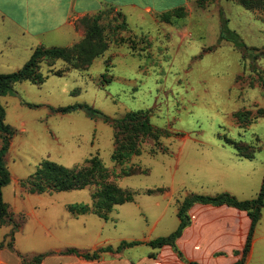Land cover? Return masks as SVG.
<instances>
[{
	"label": "rangeland",
	"instance_id": "374dc122",
	"mask_svg": "<svg viewBox=\"0 0 264 264\" xmlns=\"http://www.w3.org/2000/svg\"><path fill=\"white\" fill-rule=\"evenodd\" d=\"M184 7L186 15L170 21L160 13L110 6L77 17L69 28L74 42H48V47L70 48L91 39L89 53L100 43L107 49L89 63L84 56L72 64L44 59L39 66L44 84L17 83L1 98L6 124L15 134L4 158L12 181L3 190L13 222L0 225V244H5L0 258L11 263L70 248L92 253L123 241L165 237L178 228V209L191 195L227 192L239 200L258 198L264 181V118L252 119L264 110V56L252 48L264 52V0L254 10L241 0H208L204 5L190 0ZM224 20L251 50L220 39ZM95 25L98 32L92 37ZM79 105L114 121L129 112L148 111L152 125L170 136L160 139L161 146L145 140L140 156L117 164L112 160L114 125L84 110L52 111ZM233 142L261 150L254 159H245ZM94 158L110 171V183L135 193L134 202L116 206L107 221L94 212L74 216L68 209L87 205L93 210L96 186L39 195L21 184L45 160L74 168ZM128 169L140 174L126 177ZM15 225L19 231L12 249L8 244ZM255 239L250 264H264V210ZM125 252L136 264L144 258L140 263L175 264L169 249L154 251L142 244Z\"/></svg>",
	"mask_w": 264,
	"mask_h": 264
},
{
	"label": "trees",
	"instance_id": "16d2710c",
	"mask_svg": "<svg viewBox=\"0 0 264 264\" xmlns=\"http://www.w3.org/2000/svg\"><path fill=\"white\" fill-rule=\"evenodd\" d=\"M242 4L249 10H254L263 4V0H241ZM200 5H204L208 0H197ZM186 7H179L174 10H170L161 14V17L170 21L172 17L182 18L186 15ZM119 14V13H118ZM227 20L223 21L221 25L220 39L234 43L238 48H247L242 42L240 36L229 29ZM98 32V26L95 25L94 31L91 36ZM91 43V39L87 42L74 45L70 48L64 47H38L35 49L30 60L17 72L11 74L0 73V135L3 136V145L0 148V225L5 226L13 221L9 218V206L4 201L3 190L7 187L11 181V173L4 164V158L11 147V141L15 134V131L6 124V111L1 104V98L9 95L14 91V86L17 83L31 82L36 85L44 84L46 78L40 73L39 66L44 59L62 60L66 63L72 64L75 57L78 59L84 56V62H90L92 59L102 54L106 49V43H100V46L94 52H88L87 46ZM253 51H258V56H264V52L258 49L252 48ZM78 65L74 64V68H78ZM261 82L264 86V79L261 78ZM28 107H34L28 105ZM77 110H84L89 117L102 118L106 123L114 125L117 129L116 138V150L112 155V160L117 164L123 165L133 156H140L142 154V144L147 139H152L155 144L161 146L160 139L162 137H169L170 134L163 129L156 128L151 123V114L148 111H133L127 113L119 120H111L109 117L102 115L97 110H94L88 105L69 106L52 108L54 113H71ZM251 115V113H247ZM244 118V117H243ZM259 118H264V110L260 109L252 121ZM234 149L238 152V155L245 159H254L258 151L261 150L260 146H250L243 143L233 142ZM166 149H164V152ZM137 171L125 170L123 175L133 176L138 175ZM111 173L104 163L99 158H94L87 162V166L68 168L58 165L49 160H45L41 163L38 170L34 175L30 177V180L22 182L24 188L29 189L31 194H46L53 192H68L72 190L85 189L90 186H96L97 192L94 195L95 203L94 209L91 210L87 205H70L68 207L69 212L74 216L83 215L89 212H94L100 218L109 220V216L118 205H124L134 202L135 193L129 190H124L115 186L109 182ZM157 192H162L158 190ZM154 191H149L148 194H153ZM196 204L211 205L215 207L229 206L241 211H246L251 219V227L248 234L246 245L241 253V258L234 264H246L248 255L250 254L256 228L261 221L262 211L264 210V181L258 198L253 200H239L237 197L230 193H221L216 196H204V195H191L187 197L178 209L179 226L178 228L168 236L159 237L157 239L142 242L123 241L118 247L106 246L99 248L98 250L90 253H81L76 248L68 249L64 254H74L83 257L89 261H97L102 259V256L107 253L119 254L125 249L134 248L142 244H146L154 251L160 250L164 247H170L179 258L185 260L182 252L178 249L177 241L180 239L185 229L191 224V217L189 211ZM19 231L18 225H15L11 231L12 242L8 246L14 249L15 233ZM5 244H0V250L4 248ZM236 254H240L236 252ZM47 254H39L32 260H26L22 258L23 264H41L42 260ZM187 264H198L196 262H188Z\"/></svg>",
	"mask_w": 264,
	"mask_h": 264
},
{
	"label": "crops",
	"instance_id": "0c3cea01",
	"mask_svg": "<svg viewBox=\"0 0 264 264\" xmlns=\"http://www.w3.org/2000/svg\"><path fill=\"white\" fill-rule=\"evenodd\" d=\"M189 2L190 0H0V73L20 70L30 60L36 48H49L48 42H74V33L69 29L72 22L77 17L97 13L105 6L162 14L188 6ZM189 216L191 224L177 241L178 249L186 261L198 264H234L241 258L251 227V219L246 211L229 206L196 204L189 211ZM255 236L246 264H250L253 257L257 243ZM163 249H169L175 264H184L174 256L170 247ZM126 250L128 249L114 254V257L97 261L55 252L46 255L41 264H136L126 257ZM236 252L240 254L237 255ZM145 260L146 258L140 261ZM140 261L137 264H142ZM0 264H23V260L17 258L9 263L0 258Z\"/></svg>",
	"mask_w": 264,
	"mask_h": 264
}]
</instances>
